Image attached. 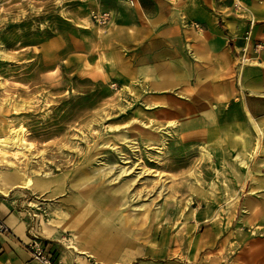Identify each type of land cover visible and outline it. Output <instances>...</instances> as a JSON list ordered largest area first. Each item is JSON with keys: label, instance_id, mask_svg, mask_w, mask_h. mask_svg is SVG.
Returning a JSON list of instances; mask_svg holds the SVG:
<instances>
[{"label": "rangeland", "instance_id": "374dc122", "mask_svg": "<svg viewBox=\"0 0 264 264\" xmlns=\"http://www.w3.org/2000/svg\"><path fill=\"white\" fill-rule=\"evenodd\" d=\"M105 11L96 0H0V139L23 128L32 144L18 157L0 150V172L41 182L39 194L25 190L31 233L54 260L63 250L75 264H103L91 219L64 229L89 206L132 230L143 255L152 247L193 264H264L260 139L241 113L221 115L217 128L204 106L174 113L121 85L104 67L106 26L92 17ZM46 224L67 241L42 236Z\"/></svg>", "mask_w": 264, "mask_h": 264}, {"label": "crops", "instance_id": "0c3cea01", "mask_svg": "<svg viewBox=\"0 0 264 264\" xmlns=\"http://www.w3.org/2000/svg\"><path fill=\"white\" fill-rule=\"evenodd\" d=\"M96 1L112 13L101 33L107 73L115 71L121 85L141 91L151 107L168 106L180 113V108L204 106L216 115L217 128L221 115L243 114L244 128L254 135L255 145L260 139L264 156V0ZM256 45L262 47L258 53ZM89 54L98 60L96 50ZM262 183L264 187V172ZM25 190L0 191V219L8 229L0 233V264H41L28 250L34 234ZM81 215L83 211L64 229L74 228ZM90 222L92 248L102 254L97 257L103 264H193L181 251L158 256L151 247L143 255L141 239L132 230ZM40 232L47 239L67 241L54 224L41 225ZM55 255L61 264H75L63 250Z\"/></svg>", "mask_w": 264, "mask_h": 264}, {"label": "bare ground", "instance_id": "6f19581e", "mask_svg": "<svg viewBox=\"0 0 264 264\" xmlns=\"http://www.w3.org/2000/svg\"><path fill=\"white\" fill-rule=\"evenodd\" d=\"M1 85L2 84L0 82V86ZM26 131L27 130L23 128H17L12 131L11 137L6 139H0V150L2 153H4L3 157H7V154L18 157L20 155H24L26 150H30L32 144L28 143L27 141L28 138H26V136L28 134L26 135ZM20 171H17L16 173H11L9 175L0 172L1 193L8 194L12 189L21 188L31 190L32 192H34V194H39L41 189V182L38 179L32 178L28 172L22 173ZM94 211L90 208H85L83 215L81 216L83 218L88 217V220L95 218L97 219L99 225L102 224L101 222H103V224H106L104 223L103 219L97 218L98 213L96 214Z\"/></svg>", "mask_w": 264, "mask_h": 264}, {"label": "built area", "instance_id": "2783aa9c", "mask_svg": "<svg viewBox=\"0 0 264 264\" xmlns=\"http://www.w3.org/2000/svg\"><path fill=\"white\" fill-rule=\"evenodd\" d=\"M93 21L99 26H107L112 20V13L105 11L102 13H94ZM192 26L196 29H202V26L198 23H192ZM256 53L262 50L261 45L254 47ZM8 229L4 222L0 219V233H7ZM49 245L45 244L38 236H33L28 244V250L41 264H60L57 260H54L53 254L50 252Z\"/></svg>", "mask_w": 264, "mask_h": 264}]
</instances>
